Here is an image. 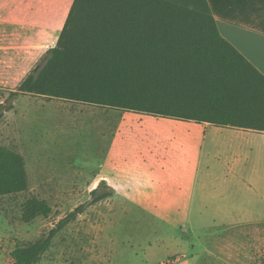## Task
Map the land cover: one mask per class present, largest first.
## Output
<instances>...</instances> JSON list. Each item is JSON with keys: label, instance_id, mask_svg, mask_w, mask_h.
Instances as JSON below:
<instances>
[{"label": "rangeland", "instance_id": "obj_1", "mask_svg": "<svg viewBox=\"0 0 264 264\" xmlns=\"http://www.w3.org/2000/svg\"><path fill=\"white\" fill-rule=\"evenodd\" d=\"M15 1L0 0V146L24 157L29 189L0 197V264H11L16 247L47 237L72 214L39 264H264V220L190 229L195 140L174 147L156 138L193 131L192 124L19 91L57 46L74 0H28L36 19L43 4L53 10L50 43L34 52L17 43L27 20L11 10L20 6ZM60 4L66 10L54 9ZM143 152L158 164L140 165ZM33 197L51 213L25 222L24 205Z\"/></svg>", "mask_w": 264, "mask_h": 264}, {"label": "trees", "instance_id": "obj_2", "mask_svg": "<svg viewBox=\"0 0 264 264\" xmlns=\"http://www.w3.org/2000/svg\"><path fill=\"white\" fill-rule=\"evenodd\" d=\"M19 91L264 132V75L221 36L208 0H74L57 46ZM28 189L24 157L0 146V197ZM50 213L46 201L33 197L23 220ZM73 217L47 237L16 247L11 264H39Z\"/></svg>", "mask_w": 264, "mask_h": 264}, {"label": "crops", "instance_id": "obj_3", "mask_svg": "<svg viewBox=\"0 0 264 264\" xmlns=\"http://www.w3.org/2000/svg\"><path fill=\"white\" fill-rule=\"evenodd\" d=\"M20 1L27 3L21 7ZM18 3L20 6L14 4L11 10L24 12L19 16L27 20L21 25L27 34L26 31L20 33L17 43L30 52L43 50L42 44L45 41L50 43L46 37L53 21L51 3L43 4L40 10H44L45 14L39 19L32 13L36 6L28 0H18ZM208 3L221 36L264 75V0H208ZM54 9L62 11L66 10V6L60 4ZM3 10L4 4L0 2V11ZM0 23L1 47L4 45L5 29L3 22ZM39 35L42 37L39 38L42 40L40 47L35 43ZM165 120L192 124L194 128L187 133L177 132L156 138L159 141L169 140L174 147H180L186 139L195 140L196 167L188 211L190 229L254 224L264 220V132ZM142 155L140 165L158 164L149 152ZM117 158L118 155L111 162L115 164ZM121 158L124 162L128 161L126 155L122 154Z\"/></svg>", "mask_w": 264, "mask_h": 264}]
</instances>
